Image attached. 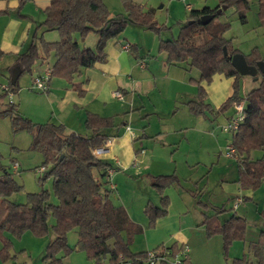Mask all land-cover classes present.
I'll return each mask as SVG.
<instances>
[{"label":"trees","instance_id":"1","mask_svg":"<svg viewBox=\"0 0 264 264\" xmlns=\"http://www.w3.org/2000/svg\"><path fill=\"white\" fill-rule=\"evenodd\" d=\"M122 2L125 14L111 15L103 0H50L40 25L45 30H56L58 37L46 40L39 36L37 41L33 40L24 51L18 53L16 61L22 71L32 74L37 61L43 62L53 57L49 61L48 79L52 76L62 77L78 94H82L81 84L76 78L83 69L106 59L107 41L116 38L128 22L153 30L159 29L152 10L142 11L132 0ZM249 3L250 0H218L213 7L190 6L187 21L181 27L178 37L160 39L158 51L166 54V64L180 65L187 70L195 69L199 72V76L192 79L197 83L198 99L188 104L193 113H202L206 108L216 113L232 103L243 101L244 117L237 129L231 131V143L235 148L237 182L241 188L254 189L264 178V155L255 159L250 157L254 149L264 151V73L257 72L258 85L244 95H239L238 81L242 75L231 65L230 57L240 51L224 36L230 21L220 19L225 10L231 7L241 22H245ZM222 5L226 9L217 13L216 10ZM257 6L258 17L264 21V0H257ZM203 15L212 17L202 23ZM88 32L97 34L94 48L80 46L74 39L75 33L83 37ZM224 47L226 55L223 54ZM129 48L137 50L138 45L132 43ZM244 57L248 64L264 60V56L254 49L244 54ZM215 73L233 78L231 93L217 108L204 102L206 91L201 85L202 81H208ZM17 83V80L14 84L9 81L3 87L0 94V116L10 117L13 131L25 129L31 133V147L39 150L43 156L39 172L53 177L52 188L58 203L50 202L46 190L28 193L24 203L13 201L11 195L19 191L22 185L2 163L0 155V233L7 231L9 235H20L30 230L42 235L47 232L48 219L52 216L53 237L45 246L41 264H64L63 258L73 249L83 251L90 264H140L149 262L150 251L164 257L159 260L161 264H168L171 259L179 256L184 246L176 243L168 247L160 244L152 250L134 251L130 247L132 237L142 231V226L131 219L123 205L113 202V187H108L110 176L107 175L111 163L94 153L106 140V136L98 130L113 126V116L89 113L85 125L93 131L91 136L67 131L60 123H34L19 113L13 101L2 102L1 97L17 90ZM177 180L174 173L150 178L152 187L160 195V204L155 205L150 201L145 204L143 211L148 226H153L158 217L167 213L169 199L163 192ZM213 208L215 213L204 215L202 224L207 236L221 235L222 252L226 257L230 243L243 237L245 221L235 212L221 221L219 214L228 209ZM72 229L77 232L73 247L67 242V232ZM0 239V258L7 260L11 256V239L9 236ZM253 248L256 250L255 245ZM181 259L182 264H189L188 256ZM244 260L243 256L236 257L230 264H242Z\"/></svg>","mask_w":264,"mask_h":264},{"label":"crops","instance_id":"2","mask_svg":"<svg viewBox=\"0 0 264 264\" xmlns=\"http://www.w3.org/2000/svg\"><path fill=\"white\" fill-rule=\"evenodd\" d=\"M49 2L50 0H0V61L3 63L1 70L9 75V81L10 74L16 67L21 70L16 80L23 73L16 61L18 53L24 51L33 40L37 41L39 36H43L44 39H57L54 33H49L50 38H46L42 31L47 30L40 25L45 18V9ZM74 39L80 46L94 48L96 44L82 40L80 35ZM124 43L132 44L118 36L110 39L105 47L106 59L81 71L76 81L81 84L82 94H78L68 81L58 76L49 78L46 90L31 93L37 100L46 104V108L42 109L36 119L38 121L49 119L62 124L67 131L91 136L93 131L85 125L89 113L113 116V126L98 130L100 134L106 136L101 145L104 149L98 156L111 163L112 172L108 187H113V190L118 192L119 202L126 208L131 219L142 226V233L138 235L143 241L142 250H152L160 244L168 247L176 243L187 247L189 264H230L233 258L242 256L245 258L242 264H264V178L254 189L241 188L237 182L236 160L234 164L230 162V168L219 173L220 178H217V183L208 193L204 187L209 175L205 178L204 176L197 179L187 178V182L181 185L176 167L173 168L171 173H174L178 180L167 186L163 192L169 199L167 213L158 217L153 226H148L146 215V219L139 216L145 214L143 208L148 201L155 205L160 204V195L152 187L150 178L170 174L162 171L161 164L170 162L174 165L180 164L182 167H192L199 166L205 161L199 155L190 157L187 153L178 162L173 154L155 152L156 144H166L167 135L174 133L178 127L174 122L163 119L175 113L179 98H184V101L198 99L197 83L192 79H196L199 72L196 71L195 76H190L192 69L166 64V54L159 52L158 49L154 52L151 47L144 44L138 46L137 50L124 49L122 47ZM52 60L53 57L47 61H37L30 74L31 80L33 76L48 71ZM201 85L207 93L204 102L210 104L205 81H202ZM116 90L121 92V98L115 95ZM211 98L215 99L213 95ZM219 102L216 101L217 104ZM150 115L157 118L158 126L149 131ZM221 152L220 148L217 162L221 158ZM262 155L264 151L259 149L250 152L253 159ZM14 163L16 162H13L12 167ZM142 164L148 165L146 170L141 168L145 166H141ZM212 167L213 162L209 170ZM203 179L206 180L205 183L202 182ZM132 183H135L136 190L142 194L138 199L141 200L142 197L144 199L143 204H140L139 200L136 205L140 207L139 213L135 207L133 208L135 206L133 201L137 200L138 195L133 199L130 197L127 200L129 202H126L123 196ZM213 207L228 209L219 214L221 221L232 212L245 221L243 237L230 243L226 257L222 252L221 235L207 236L205 226L202 224L204 215L215 213ZM215 236H219V239ZM134 240L136 238L132 239ZM210 242L214 243V252L210 249ZM196 244L200 245V254L194 258L192 251ZM253 245L256 246V250ZM0 264L20 263L17 262L15 255H11L7 260L0 258ZM64 264L75 263L69 257ZM150 264L161 263L156 261Z\"/></svg>","mask_w":264,"mask_h":264},{"label":"rangeland","instance_id":"3","mask_svg":"<svg viewBox=\"0 0 264 264\" xmlns=\"http://www.w3.org/2000/svg\"><path fill=\"white\" fill-rule=\"evenodd\" d=\"M132 1L139 5L142 11L152 10L153 18L159 29L153 30L128 22L118 37L123 39L125 38V40H128L130 43H138V46H142V44H144L151 47L154 52H156L160 39H175L178 37L181 27L187 21V4L193 8H201L204 5L213 7L217 4L218 0ZM103 2L107 6L111 15L125 14L122 0H103ZM257 11V0H250L249 8L245 12V22H241L231 7L227 8L225 13L220 17L222 20L227 19L230 21V27L225 32L224 36L230 39L232 45L238 48L243 55L250 53L254 49L258 50V52L264 56V21H260ZM42 32L46 34V38H50L49 33H54L56 38L58 37L56 30H47ZM78 35L75 33L74 37H78ZM96 37L97 34L95 32H88V34L81 38L86 42H96ZM2 65L3 63L0 61V94L2 93L3 87L9 82V75L1 70L3 68L1 67ZM196 71L197 70L192 69L190 71V76H195L197 73ZM30 80V73L23 72L17 80V90L14 93H11V95L7 94L1 97L2 102L8 103L9 101H13V103L17 106L19 113L34 123L41 124L46 121H51L49 119H39L41 121L36 119L42 112V109L46 108V104L37 100V98L31 94L39 93L40 91L32 87V80L31 82ZM258 82V78L254 79V77L250 75H242L238 81L239 95H244L249 89L257 86ZM205 83L206 89L209 93L208 96L210 105L217 108L231 93L233 78L215 73L212 74L208 78V81H205ZM205 95L207 96V93ZM212 95L215 99L211 98ZM191 100L192 99L186 100V102L184 101V98L180 97L175 107V113H172L163 119V121L174 122L178 125V127L174 133H169L167 135V139H165L166 144H156L155 152L159 154H173V157H175L178 162L181 161V158L187 153L190 154V157L196 155L202 157L205 161H203L204 163L199 166L182 167L180 164L174 165L173 163L165 162L161 164L160 168H163L162 171L165 173H171L173 172V168L176 167V173L180 178L181 185L187 182V178L192 177L193 179H197L201 176H204L205 178L206 175H209L207 184L204 187V190L208 193L211 192L212 187H214V184L217 183V178H220L219 173L226 168H230V162L231 164L235 163V157L226 156V146L231 143L232 135L231 131L226 130L224 126L228 122V119L235 115V106L237 102L230 104L222 110H218L216 113L211 112L206 108L204 110V114H195L190 110L188 105ZM217 100L220 101L218 104L216 103ZM148 121L150 122V127L148 128L149 131L158 126L157 118L154 115H150ZM31 142L32 136L28 130L21 129L13 131L10 117L0 116L1 161L7 169L13 173L15 180L22 185V188L13 193L10 198L15 202L24 203L27 200L28 193L46 190L49 193L50 202L56 204L58 203V199L52 188L53 177L49 174L39 172L38 167L43 164V156L39 150L31 147ZM177 144L179 145L175 149ZM210 147L212 149H209ZM220 148L222 149L221 158L217 162V155ZM13 162L17 163V169H13ZM211 162H213V167L209 170ZM144 165L145 164H142L141 166ZM147 167L148 165H145L141 168H145L143 170H146ZM44 175H46L45 178H43ZM205 181L206 180L203 179L202 182L205 183ZM117 193L118 192L116 190H113V202L122 205V203L119 202ZM136 195L138 196L137 200L133 201L135 202V206H133V208L135 207L139 213L140 207H136V205L140 200L138 199L139 195L142 196V194L136 190L135 183L130 185L129 189H127V192H124L123 196L124 200L129 202L127 200H129L130 197L133 199ZM139 202L140 204H143V197ZM139 216L146 219L145 214L143 213L139 214ZM53 223L54 218L50 216L48 219V230L42 235L35 234L30 230H26L20 235H9L7 231H2L0 233V237H10L12 244L10 254L12 256L15 255L18 263L41 264L45 246L53 237ZM140 233H136L132 237V239L136 238V240L132 241L131 239L130 247L134 251L142 250V248H144L142 238L138 236ZM215 237L219 239V236ZM76 240V230H69L67 232L68 244L73 247ZM217 247H219V242H217ZM210 249H214L213 242H210ZM192 252L194 258H197V254H200V245L196 244V247H193ZM69 257L75 264H90L83 251L76 249L71 250V252L63 258V262H65ZM103 264L109 263L104 262ZM143 264L150 263L144 262Z\"/></svg>","mask_w":264,"mask_h":264},{"label":"built area","instance_id":"4","mask_svg":"<svg viewBox=\"0 0 264 264\" xmlns=\"http://www.w3.org/2000/svg\"><path fill=\"white\" fill-rule=\"evenodd\" d=\"M186 6H187L188 9L190 8L189 4H187ZM122 47L124 49H129V44L128 43H124L122 45ZM48 76H49V72L48 71H45L42 74L35 75L32 78V87L37 89V90H39V91L46 90L47 86H48V80H49ZM8 94L11 95V92H9ZM115 95L117 97L121 98V92L119 90L115 91ZM235 107H236L235 115L230 117L228 119V122L224 126V128L226 130H229V131H233V130L237 129L240 121H242V119L244 117V113H243L244 104H243V101L237 102ZM103 149H104L103 147H98V148H96L94 150V153L96 155H98ZM226 155L235 157V148H234L232 143H230L229 145L226 146ZM13 167L16 168L17 167V163H14ZM111 172H112V169H108L107 170V173H108L107 175L110 176ZM165 252H167V250ZM186 257H187V247L184 246L182 248L181 252L179 253V256H176L175 258L171 259L170 262L172 264H182V259L181 258H186ZM161 258H164V257L163 256H156V254L154 252L150 251L149 254H148V259H149L148 263H153V262L159 261Z\"/></svg>","mask_w":264,"mask_h":264},{"label":"water","instance_id":"5","mask_svg":"<svg viewBox=\"0 0 264 264\" xmlns=\"http://www.w3.org/2000/svg\"><path fill=\"white\" fill-rule=\"evenodd\" d=\"M226 6L222 5L219 7L216 11L217 13H220L221 10H225ZM212 15H203L201 17V22L206 23ZM223 54L226 55V49L223 48ZM230 63L231 65L238 71L241 75H250L254 77V79H257L256 74L264 73V60H258L255 64H248L245 60L244 55L241 52H236L230 57ZM20 69L16 67L13 72L10 74V82L11 84H14L19 73Z\"/></svg>","mask_w":264,"mask_h":264}]
</instances>
